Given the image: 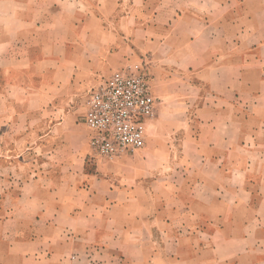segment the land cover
Listing matches in <instances>:
<instances>
[{
	"label": "crops",
	"instance_id": "obj_1",
	"mask_svg": "<svg viewBox=\"0 0 264 264\" xmlns=\"http://www.w3.org/2000/svg\"><path fill=\"white\" fill-rule=\"evenodd\" d=\"M141 57L162 107L98 158L80 99ZM0 264H264V0H0Z\"/></svg>",
	"mask_w": 264,
	"mask_h": 264
},
{
	"label": "built area",
	"instance_id": "obj_2",
	"mask_svg": "<svg viewBox=\"0 0 264 264\" xmlns=\"http://www.w3.org/2000/svg\"><path fill=\"white\" fill-rule=\"evenodd\" d=\"M156 111L147 62L116 68L88 95L84 121L90 149L101 159L134 160L145 145L147 125Z\"/></svg>",
	"mask_w": 264,
	"mask_h": 264
},
{
	"label": "rangeland",
	"instance_id": "obj_3",
	"mask_svg": "<svg viewBox=\"0 0 264 264\" xmlns=\"http://www.w3.org/2000/svg\"><path fill=\"white\" fill-rule=\"evenodd\" d=\"M124 55L126 56H131V57H134V44H130V45H124ZM132 61H138V60H145L147 62V70H148V73H149V76H150V79H151V83L153 85V89H154V93L157 97V109L158 108H161L162 107V100H163V95H164V85L163 83H160V79L161 77H157V76H152L151 77V74H150V70H149V65H150V62L148 59H146L145 57H141V58H136V59H133L131 58L130 59ZM129 62V63H130ZM152 78H157V81L154 82L152 81ZM91 88L93 89V85L90 87L89 90H87V92L85 93L84 97H82V99H80V103H79V111H80V115L81 117H83L84 119V115H85V112H86V109H87V99H88V95H89V92L91 90ZM167 90L168 92H170V95H172L174 98H176V94H177V88L175 86H171L170 88L167 86ZM85 123V121H84ZM88 129V128H87ZM147 135V133H146ZM89 136V135H88ZM36 153V157H34V154ZM29 152H28V155H27V159H26V163H29V161H38V157L40 158V156L38 155V152H32L31 155L29 156ZM42 157V156H41ZM30 159V160H29ZM40 160V159H39ZM21 176V175H20Z\"/></svg>",
	"mask_w": 264,
	"mask_h": 264
}]
</instances>
